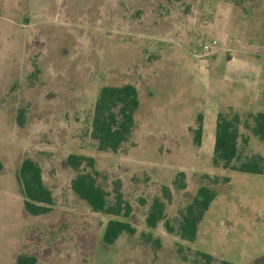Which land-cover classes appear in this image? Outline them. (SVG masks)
Here are the masks:
<instances>
[{"label":"rangeland","instance_id":"obj_1","mask_svg":"<svg viewBox=\"0 0 264 264\" xmlns=\"http://www.w3.org/2000/svg\"><path fill=\"white\" fill-rule=\"evenodd\" d=\"M124 84L139 95L134 129L117 153L98 152L90 135L97 93ZM263 110L264 0H0V264L19 255L37 264H200V252L213 264H264V174L211 162L221 113L239 118V160L259 155L264 164V142L251 131ZM69 155L92 158L94 168L74 169ZM24 159L39 165L53 195L46 215L23 209ZM83 173L108 203L119 193L130 217L79 199L70 185ZM201 185L216 196L195 240L184 241L180 215ZM155 200L164 220L152 230L145 218ZM109 220L135 233L103 244Z\"/></svg>","mask_w":264,"mask_h":264},{"label":"trees","instance_id":"obj_2","mask_svg":"<svg viewBox=\"0 0 264 264\" xmlns=\"http://www.w3.org/2000/svg\"><path fill=\"white\" fill-rule=\"evenodd\" d=\"M139 107L138 91L132 84L105 85L99 89L93 106L90 134L98 152L115 154L119 151L132 134L135 126V116ZM238 124L239 118L237 115L227 118L221 113L217 114L212 165L233 172L264 174V164L261 156L252 155L243 161L239 160ZM251 131L259 141L264 142V110L253 115ZM192 133L193 143L195 146L200 147L203 134L201 115L197 116L196 128L192 130ZM243 142L246 143V139ZM67 161L74 169H78L83 162H86L91 169L94 168L92 158L69 155ZM2 169L3 165L0 160V172ZM17 177L24 211L34 217L48 214L54 200L51 191L43 183L42 171L39 165L31 159L22 160ZM212 181L213 184H216L218 180L213 179ZM182 187L180 184L179 188ZM70 188L79 199L83 200L96 213L122 217L123 219L130 217L131 208L122 199V196L116 192L113 196V202L108 203L106 193L96 184L94 177L89 173L78 174L72 180ZM215 196L216 193L211 187L205 185L198 187L193 199L180 215L176 231L180 239L188 242L195 240L198 225ZM163 220L164 204L155 200L145 218V225L153 230ZM165 225L168 231H172L167 223ZM134 233L135 229L128 221L109 220L105 225L101 242L110 245L121 234L133 235ZM197 259L200 264H213L215 261L212 255L202 252L197 253ZM16 264H37V262L34 256L19 255ZM221 264L232 263L222 261Z\"/></svg>","mask_w":264,"mask_h":264},{"label":"built area","instance_id":"obj_3","mask_svg":"<svg viewBox=\"0 0 264 264\" xmlns=\"http://www.w3.org/2000/svg\"><path fill=\"white\" fill-rule=\"evenodd\" d=\"M217 45H218V42L217 41H212L210 42L209 44H205L204 46H202V51L205 53V54H208V53H211V49L213 48H217ZM191 54L193 56H196L198 54V50H192Z\"/></svg>","mask_w":264,"mask_h":264},{"label":"crops","instance_id":"obj_4","mask_svg":"<svg viewBox=\"0 0 264 264\" xmlns=\"http://www.w3.org/2000/svg\"><path fill=\"white\" fill-rule=\"evenodd\" d=\"M203 131H204L203 133L205 134L206 133V126L203 127ZM214 132H215V129H214ZM202 136H203V134H202Z\"/></svg>","mask_w":264,"mask_h":264}]
</instances>
